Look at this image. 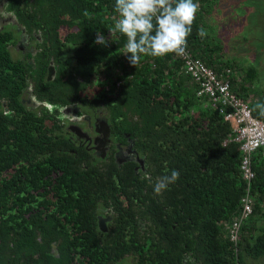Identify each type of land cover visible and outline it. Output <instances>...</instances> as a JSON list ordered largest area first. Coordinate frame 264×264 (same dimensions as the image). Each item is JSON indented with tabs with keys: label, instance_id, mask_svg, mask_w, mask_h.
<instances>
[{
	"label": "trees",
	"instance_id": "1",
	"mask_svg": "<svg viewBox=\"0 0 264 264\" xmlns=\"http://www.w3.org/2000/svg\"><path fill=\"white\" fill-rule=\"evenodd\" d=\"M216 1L196 0L200 10L187 47L224 73L231 91L264 122L252 110L264 102L253 84L254 68L229 58L206 20ZM5 4L12 20L38 33L42 43L31 60L15 58L10 45L17 32L0 29V264H247L245 256L264 255V226L258 224L264 217V154L252 155L253 210L233 243L228 229L247 186L239 142L224 143L231 122L208 95H197L199 84L180 57H142L131 66L123 54L126 36L117 33L112 40L108 32L115 0ZM200 27L208 33L204 39L197 35ZM98 32L107 46L95 43ZM50 60L53 78L46 77ZM91 79L106 88L95 96L84 93ZM29 87L41 102L37 109L21 100ZM69 103L103 105L113 133H130L140 159L119 162L114 149L97 156L74 146L58 109L48 106ZM173 169L180 178L156 195L157 179Z\"/></svg>",
	"mask_w": 264,
	"mask_h": 264
},
{
	"label": "clouds",
	"instance_id": "2",
	"mask_svg": "<svg viewBox=\"0 0 264 264\" xmlns=\"http://www.w3.org/2000/svg\"><path fill=\"white\" fill-rule=\"evenodd\" d=\"M200 5L196 0H115L114 26L108 29L109 36L117 33L126 36L124 55L131 66L137 68L142 57L164 58L169 54L184 57L187 54V38L197 18ZM0 15H11L0 12ZM197 35L204 39L208 33L200 27ZM95 43L108 45L102 33H97ZM130 54V55H129ZM264 117V102L258 101L253 109ZM12 115L11 112L6 113ZM145 179H151L145 175ZM180 178L178 170L159 177L154 185V193L161 195Z\"/></svg>",
	"mask_w": 264,
	"mask_h": 264
},
{
	"label": "flooded vegetation",
	"instance_id": "3",
	"mask_svg": "<svg viewBox=\"0 0 264 264\" xmlns=\"http://www.w3.org/2000/svg\"><path fill=\"white\" fill-rule=\"evenodd\" d=\"M0 12H8L5 0H0ZM11 20L12 18L9 15H0V29L10 26L17 32L18 38L15 43L10 45V52L15 58L31 60L33 54L35 55L38 50L37 44L42 43V38L38 33L27 32L23 26L13 20L11 22ZM55 72L56 65L54 60H50L46 77L53 78ZM86 88L83 90L84 93H86ZM32 89L31 87L25 89L21 95V100L29 105L30 108L37 109L41 102L36 98V94ZM45 104L47 105V103ZM50 105V109L54 107L58 109L57 116L65 121L64 129L74 146L83 145L97 156H104L114 149V156L119 162L140 159L134 148V138L130 133L124 132L121 138L113 133L108 112L103 108V105L96 107L84 106L81 103H69L63 106L58 104ZM103 218L105 217L98 216V222H101L98 225L101 229L105 228L104 223H106ZM13 264L22 263L16 260Z\"/></svg>",
	"mask_w": 264,
	"mask_h": 264
},
{
	"label": "built area",
	"instance_id": "4",
	"mask_svg": "<svg viewBox=\"0 0 264 264\" xmlns=\"http://www.w3.org/2000/svg\"><path fill=\"white\" fill-rule=\"evenodd\" d=\"M184 71L189 73L199 84L197 95H208L212 104L231 122L229 138L224 143L239 142L241 152L240 169L247 181L245 194L241 198V210L229 226V239L236 243L242 223L253 210V196L250 194V182L254 177L251 166L252 155L258 150L264 154V122L252 116L247 104L231 91V82L224 73H217L200 59L193 57L187 47V54L180 57ZM230 70L226 69L228 73Z\"/></svg>",
	"mask_w": 264,
	"mask_h": 264
},
{
	"label": "rangeland",
	"instance_id": "5",
	"mask_svg": "<svg viewBox=\"0 0 264 264\" xmlns=\"http://www.w3.org/2000/svg\"><path fill=\"white\" fill-rule=\"evenodd\" d=\"M206 20L212 24L214 33H218L227 56L245 69L253 67V84L258 88L260 83L264 86V0H217ZM62 57L68 59L69 52L64 51ZM98 80L101 79L88 81L90 85L85 92L90 96L106 88L104 81ZM258 224L264 226V219ZM245 260L247 264H264V255L245 256Z\"/></svg>",
	"mask_w": 264,
	"mask_h": 264
},
{
	"label": "crops",
	"instance_id": "6",
	"mask_svg": "<svg viewBox=\"0 0 264 264\" xmlns=\"http://www.w3.org/2000/svg\"><path fill=\"white\" fill-rule=\"evenodd\" d=\"M242 74L247 79L246 73L243 72ZM257 89H258L259 92H261V91L264 92V86L262 85V83H260V88L257 87ZM263 219H264V217H263Z\"/></svg>",
	"mask_w": 264,
	"mask_h": 264
},
{
	"label": "water",
	"instance_id": "7",
	"mask_svg": "<svg viewBox=\"0 0 264 264\" xmlns=\"http://www.w3.org/2000/svg\"><path fill=\"white\" fill-rule=\"evenodd\" d=\"M51 72V71H50ZM52 73V72H51ZM50 73V74H51ZM50 108H51V105H48ZM66 108V107H65ZM78 132V131H77ZM139 161V163H141L142 164V160H138ZM99 223H101V222H99Z\"/></svg>",
	"mask_w": 264,
	"mask_h": 264
}]
</instances>
